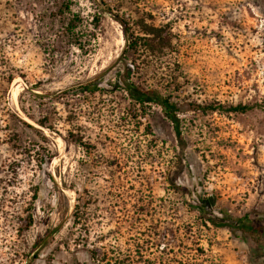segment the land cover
<instances>
[{
    "label": "rangeland",
    "instance_id": "obj_1",
    "mask_svg": "<svg viewBox=\"0 0 264 264\" xmlns=\"http://www.w3.org/2000/svg\"><path fill=\"white\" fill-rule=\"evenodd\" d=\"M117 17L166 37L129 77L176 102L179 137L160 105L141 113L115 87ZM92 79L95 93L53 94ZM13 113L49 137L42 167ZM222 215L262 226L260 245L211 223ZM107 259L264 264V0H0V264Z\"/></svg>",
    "mask_w": 264,
    "mask_h": 264
},
{
    "label": "trees",
    "instance_id": "obj_2",
    "mask_svg": "<svg viewBox=\"0 0 264 264\" xmlns=\"http://www.w3.org/2000/svg\"><path fill=\"white\" fill-rule=\"evenodd\" d=\"M116 19L122 26L126 45L120 57H118L115 60V62L119 63V68L121 66L124 69L122 72L118 71V75H115L116 80L118 81L117 82L118 84H115V87L126 91L130 95V97L133 98L135 102L139 105V111H141V113H144L145 105L148 103H155L157 105H160L165 117L169 119L170 122L173 124L174 132L176 136L179 137L180 130H179L178 118L176 116V112L179 110V108L176 102H172L169 99V97L161 95L154 88H145V89L142 88L141 86L137 85L135 82L131 81L129 77V71H130L129 65H132V67H134L135 65L134 58L147 53L149 50L154 51L155 47H158V49H162L163 42H166V37L163 36L159 28L152 27V26H150L149 28L148 26H144V27L140 26L143 30V34H134L133 31H131L130 26L124 19L120 17H117ZM108 68L109 67L104 68L100 74L105 73L108 70ZM9 80H10V77L7 79V81ZM99 82L100 80L92 79L82 84L75 85L72 88L56 90L55 92H53V94L57 95L61 92L67 93L69 91L86 92V93L92 94V93H95L97 90H99V86H98ZM186 109L187 110L200 109L201 111H206L207 109L208 110L218 109V110L241 111L242 112V111L249 109V106L244 105V104H237L234 106H228L227 108H224V106H222L221 104L200 105V104L188 102L186 103ZM13 116L17 118V120L22 125L32 130V132L36 135V142L33 143V149H35V155H36V160L38 162V165L42 167L43 164L50 161V159L54 156V154L51 151V148L47 145L49 141V137L40 128L26 122L24 119L20 118L14 113H13ZM34 120L39 126L45 127L49 131H54L52 126L50 124H47L45 120H42V119H34ZM14 135H15L14 139H17L18 138L17 134L14 133ZM62 138L65 139L63 136ZM74 141L77 143H82L80 138H75ZM36 189L37 190H36V194L34 193V197H39V198L43 197L41 195V186L36 187ZM75 209L76 210L74 211V217H76L77 215V204L75 206ZM197 209L200 211L202 215L206 213L205 208H202L200 205L198 206ZM227 219L229 218H226L225 216L222 215V219H220L221 221L217 223L214 222L213 219L210 221L211 223L215 225L228 226L231 228L236 227L238 230L250 235L255 240V242L258 245H260L258 237L262 231V228H263L262 226L250 224L249 222H247L246 217L236 218L234 220V223L232 224H230ZM36 243H39V242H36ZM36 243L33 244L32 246L33 248L36 247ZM94 249L92 248L91 250H89L91 252L92 257L93 255H95ZM36 257L37 255H34L33 257L31 256L29 260H32V258L34 259ZM114 263L117 264L118 262H114ZM121 263L123 264V262ZM103 264H109L108 259Z\"/></svg>",
    "mask_w": 264,
    "mask_h": 264
},
{
    "label": "bare ground",
    "instance_id": "obj_3",
    "mask_svg": "<svg viewBox=\"0 0 264 264\" xmlns=\"http://www.w3.org/2000/svg\"><path fill=\"white\" fill-rule=\"evenodd\" d=\"M17 93H18V92H17L16 90H14L13 93H12L13 97H16V96H17ZM10 97H11V96H10ZM11 98H12V97H11ZM14 100H15V99H14Z\"/></svg>",
    "mask_w": 264,
    "mask_h": 264
}]
</instances>
